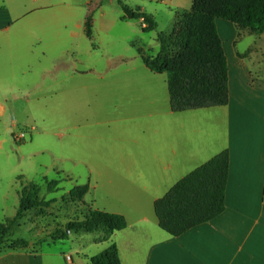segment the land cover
Listing matches in <instances>:
<instances>
[{
    "label": "crops",
    "instance_id": "crops-1",
    "mask_svg": "<svg viewBox=\"0 0 264 264\" xmlns=\"http://www.w3.org/2000/svg\"><path fill=\"white\" fill-rule=\"evenodd\" d=\"M24 1L0 0V130L1 118L11 109L9 104L16 102V95L43 94V85L49 73L42 66L43 52H40L41 56H32V44L12 37L18 35L22 28L33 25H20L19 29L11 32L12 36L10 26L19 23L24 15L46 9L51 11V15H44V20H54L55 17L54 25L68 32L69 37L81 43L83 39L92 42L95 23L92 18L90 40L85 35L86 19L98 10L100 16L105 14L102 10L103 0H40L41 7L26 11ZM108 1L114 3V0ZM122 1L131 9H140L152 17L153 10L149 5L173 8L174 14L170 17H173L172 26L175 15L187 12L191 7L190 0ZM219 20H216V28L221 37L220 29L224 24ZM120 21L126 22L122 16ZM128 22L141 31L142 20ZM42 26L47 27V23ZM103 26L113 27L112 24ZM236 37L233 34L226 42L228 55L222 41L229 76V103L226 107L190 110L180 114L170 111L171 116L161 115L153 122L152 135L128 139L127 150L119 153L120 166L104 167L96 174L92 200L97 207L92 209L89 206V209L122 216L126 221L124 230L115 232L108 241H102L101 234H90L87 241L82 236L71 238L70 235L63 241H72L70 246L58 241L60 248L51 253L23 249L3 251L0 253V264H91L90 259L110 243L116 245L121 264H264V80L255 82L252 71L246 65L253 51L248 49L241 53L233 49ZM84 53L91 57L89 48ZM71 55L75 56L71 62L73 66L87 63L83 74H94V64L90 66L87 60H80L79 50H73ZM33 64L36 65L34 78ZM59 64L67 71L64 63ZM61 68L56 66L57 70ZM131 75L130 79L134 80L145 78L150 86L148 93L154 94L158 92V80L164 81L162 75L165 74L148 70L141 76ZM74 89L68 88L66 91L71 94ZM84 90L88 95L96 93L94 85L84 86ZM137 90L143 94L141 87ZM35 98L38 102V97ZM29 103L30 99H26L25 104ZM182 114L189 117L183 124L181 120L171 118L172 115ZM219 125L227 130L226 140L224 136L219 140L210 134L215 129L219 130ZM82 149V152L90 153L89 158L107 156L106 148L95 144ZM223 150L229 152L224 212L211 222L176 238L162 231L154 214L153 203L179 180ZM10 188L14 187L10 185ZM18 191L13 204L17 199L19 204ZM7 195V192L2 194L0 201L7 200ZM72 243L75 245L72 246ZM66 258H70V261L67 262Z\"/></svg>",
    "mask_w": 264,
    "mask_h": 264
},
{
    "label": "rangeland",
    "instance_id": "rangeland-1",
    "mask_svg": "<svg viewBox=\"0 0 264 264\" xmlns=\"http://www.w3.org/2000/svg\"><path fill=\"white\" fill-rule=\"evenodd\" d=\"M39 1L25 0V11L41 7ZM149 6L152 7L157 28L153 32L142 33L128 21H120L122 11L116 0L111 4L103 0L102 10L105 14L100 16L98 10L92 16L95 23L92 42L83 39L81 43L69 37L68 32L54 25L55 17L54 20H44V15H51V11L46 9L22 14L24 16L19 23L10 26L12 36L11 32L19 29L20 25H33L31 28H22L18 35L12 37H19L29 45L32 44V56H41L40 52H43L42 66L49 71L43 85V94L16 95V102L9 100L11 109L1 118L0 196L5 192L9 195L7 200L0 201V223L14 215L18 206V199L13 204L15 194L25 181L41 187L42 200H55L48 209L27 213L20 228L13 234L12 240H25L30 244L27 250L51 253L60 248L57 242L51 243L50 234L76 220L86 206L96 209L92 199L98 171L104 167L120 166L119 153L127 150L129 138L152 135L154 120L163 114L171 116L165 75H162L164 81L158 80V92L154 94L148 93L150 86L145 78L130 79L133 73L141 76L148 72L137 49L142 48L146 55L155 56L159 50L157 36L169 33L172 28L173 17H170L174 14L173 8ZM219 21L224 24L220 29L222 38L219 37L225 44L227 55L229 46L226 42L235 34L237 37L233 49L241 53L252 50L246 65L252 71L255 82L264 80V35L249 34L247 31L240 33L231 23L221 19ZM45 22L47 27L42 26ZM102 24H112L113 27L104 28ZM4 36L5 32L2 38ZM86 48L90 49L91 57L84 53ZM73 50H79L80 60H87L90 66L94 64L93 75L83 74L87 63L73 66ZM60 62L67 66V71L61 68ZM57 65L61 69L57 70ZM32 67L34 78L36 65ZM89 84L96 87L94 95H88L84 90V86ZM140 87L143 94L137 90ZM68 88H75L74 92L68 94ZM36 96L38 102L35 101ZM26 99H30L28 105L25 104ZM171 118H177L183 124L189 117L182 114L172 115ZM218 127L219 130L215 129L210 134L220 140L227 135V130L220 125ZM21 132L25 133V139L17 143L13 136ZM90 144L105 147L107 156L89 158L90 153L82 152V148ZM43 178L48 182H57L58 191L49 193ZM10 185L14 188L11 189ZM76 186L88 187L82 202L84 206L69 200V192ZM73 236H82L85 241L89 238L85 234L72 235L71 238ZM70 242L63 244L70 246Z\"/></svg>",
    "mask_w": 264,
    "mask_h": 264
},
{
    "label": "trees",
    "instance_id": "trees-1",
    "mask_svg": "<svg viewBox=\"0 0 264 264\" xmlns=\"http://www.w3.org/2000/svg\"><path fill=\"white\" fill-rule=\"evenodd\" d=\"M190 1L189 11L175 15L171 31L157 36L159 50L155 56L146 55L142 48L137 49L148 70L166 75L169 108L173 113L226 107L229 103L228 63L216 28L217 19L231 23L240 33L247 31L264 35V0ZM116 2L121 8L122 20H142L145 25L142 33H150L157 28L151 15L129 8L122 0ZM91 23L90 15L85 22V35L90 40ZM228 169L229 152L223 150L173 185L153 203L159 228L176 238L220 216L225 210ZM43 180L49 193L58 191L57 182ZM40 191L41 187L34 182L25 181L20 185L15 216L0 223V253L29 248L27 241L11 238L27 213L48 209L55 203V200H42ZM87 193V186H76L68 197L73 203L80 204ZM125 228L126 221L122 216L91 210L86 206L76 220L68 222L63 229L57 228L50 238L51 243H56L70 235L98 233L102 235V241H108L115 232ZM90 263L121 264L116 245L110 243L92 257Z\"/></svg>",
    "mask_w": 264,
    "mask_h": 264
},
{
    "label": "built area",
    "instance_id": "built-area-1",
    "mask_svg": "<svg viewBox=\"0 0 264 264\" xmlns=\"http://www.w3.org/2000/svg\"><path fill=\"white\" fill-rule=\"evenodd\" d=\"M143 26H145V25L143 24ZM25 136H26L25 133L21 132L19 134L14 135L13 138H14L15 142L19 143L25 139ZM66 260L70 261V258H66Z\"/></svg>",
    "mask_w": 264,
    "mask_h": 264
},
{
    "label": "water",
    "instance_id": "water-1",
    "mask_svg": "<svg viewBox=\"0 0 264 264\" xmlns=\"http://www.w3.org/2000/svg\"><path fill=\"white\" fill-rule=\"evenodd\" d=\"M67 234H69V231H67Z\"/></svg>",
    "mask_w": 264,
    "mask_h": 264
}]
</instances>
